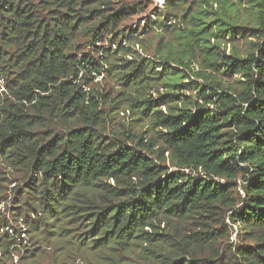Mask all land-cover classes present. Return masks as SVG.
Returning a JSON list of instances; mask_svg holds the SVG:
<instances>
[{
  "label": "trees",
  "instance_id": "trees-1",
  "mask_svg": "<svg viewBox=\"0 0 264 264\" xmlns=\"http://www.w3.org/2000/svg\"><path fill=\"white\" fill-rule=\"evenodd\" d=\"M109 8L0 0V202L81 264H264V0H197L153 42ZM105 74L144 131L105 133Z\"/></svg>",
  "mask_w": 264,
  "mask_h": 264
},
{
  "label": "rangeland",
  "instance_id": "rangeland-1",
  "mask_svg": "<svg viewBox=\"0 0 264 264\" xmlns=\"http://www.w3.org/2000/svg\"><path fill=\"white\" fill-rule=\"evenodd\" d=\"M109 2V9L107 13H117V17L114 19L113 31L115 33L125 32L128 33L131 29L141 31L145 29V34L150 42H153V22L160 14H170L180 10V15H187L191 7L196 5L197 0H185L186 6L184 9L177 7V9H168L166 5L171 0H96V2ZM170 1V2H169ZM191 6V7H190ZM103 8H105L103 6ZM176 10V11H175ZM169 18L175 22V18L167 15L166 19ZM170 24V23H167ZM123 44H125L123 42ZM238 46L242 49L245 48V41H240ZM227 53L229 54L232 50V44L226 46ZM238 76L233 77V79ZM232 79V78H229ZM116 79L111 75H104L98 77L94 81L93 88L101 91L106 95V100L109 105H113L115 102H122L119 110L115 115L109 116L107 130L105 133L114 134L122 132L140 133L144 131L142 123L138 120V117L128 110L127 104L124 103L125 96L122 94L123 89L115 82ZM233 81V80H232ZM231 81V82H232ZM163 92V90H161ZM157 93H154V96ZM103 108H107V105H103ZM167 107H163L165 111ZM167 110V109H166ZM147 130V129H146ZM7 169L0 162V195L6 199L10 192V183L7 181V174L4 173ZM9 224L14 227L17 232H22L21 238L25 241V247L29 250L27 253L25 247H19L17 250H13L12 254L7 256H0V264H81V260L74 257H65L59 249V244L53 240L41 239L34 243L29 240L28 226L25 224L23 216H16L13 209L8 210L6 203L0 202V226L1 224ZM92 258V257H91Z\"/></svg>",
  "mask_w": 264,
  "mask_h": 264
}]
</instances>
